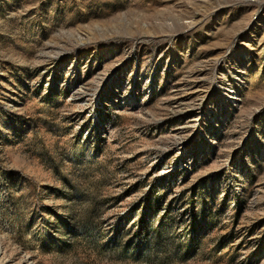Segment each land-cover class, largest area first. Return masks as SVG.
Masks as SVG:
<instances>
[{"label":"rangeland","instance_id":"rangeland-1","mask_svg":"<svg viewBox=\"0 0 264 264\" xmlns=\"http://www.w3.org/2000/svg\"><path fill=\"white\" fill-rule=\"evenodd\" d=\"M0 264H264V0H0Z\"/></svg>","mask_w":264,"mask_h":264}]
</instances>
